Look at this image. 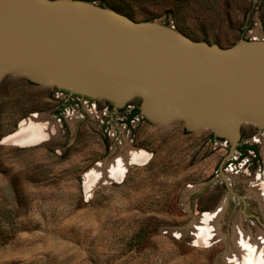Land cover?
<instances>
[{"label": "rangeland", "instance_id": "1", "mask_svg": "<svg viewBox=\"0 0 264 264\" xmlns=\"http://www.w3.org/2000/svg\"><path fill=\"white\" fill-rule=\"evenodd\" d=\"M81 1L237 42L264 40V0ZM29 121L53 132L52 140L13 141ZM230 146L112 119L6 106L0 264H229L237 223L264 239V204L255 193L264 190V150L258 158L236 151L226 161ZM130 151L145 158L127 163L121 176L108 171ZM222 204L212 231L223 240L209 241L195 224Z\"/></svg>", "mask_w": 264, "mask_h": 264}, {"label": "water", "instance_id": "2", "mask_svg": "<svg viewBox=\"0 0 264 264\" xmlns=\"http://www.w3.org/2000/svg\"><path fill=\"white\" fill-rule=\"evenodd\" d=\"M6 106L230 143L227 161L242 142L264 150V40L88 1L0 0V112Z\"/></svg>", "mask_w": 264, "mask_h": 264}, {"label": "bare ground", "instance_id": "3", "mask_svg": "<svg viewBox=\"0 0 264 264\" xmlns=\"http://www.w3.org/2000/svg\"><path fill=\"white\" fill-rule=\"evenodd\" d=\"M38 121V120H37ZM37 121H29L27 126L24 128L25 130L16 134L13 141L17 142H35V141H45L50 140L53 136L51 131H47L46 128H42L41 124ZM55 135V134H54ZM52 140V139H51ZM127 158H119L117 157L114 163L111 164V167L108 168V171L113 172L114 175H120L127 168V163L131 161H138L141 158H145V154L139 151H133V153L128 152ZM124 159V160H123ZM95 171V170H94ZM115 171V172H114ZM101 176V175H100ZM119 176V177H120ZM96 180V176L89 173L87 176V181L89 185L92 184ZM256 195L263 201L264 204V190L258 189ZM225 204H222L220 209L213 213V217H209V215H202L198 218L195 224V230L198 232L200 236H203L204 233L209 235V241L212 239H222L223 237H218L215 232L212 231V227H215L214 217H219L222 215V212L225 211ZM212 215V214H211ZM195 223V222H194ZM200 225H199V224ZM191 226V225H190ZM209 228V232H208ZM216 229V227H215ZM191 230V229H190ZM235 247L237 250H231L230 253L226 256V262L229 264H264V239H254L252 236H249L246 231L243 230V227L240 223L236 224L235 227ZM218 237V238H217ZM223 240V239H222ZM259 240L261 242H259ZM225 241V240H224Z\"/></svg>", "mask_w": 264, "mask_h": 264}, {"label": "flooded vegetation", "instance_id": "4", "mask_svg": "<svg viewBox=\"0 0 264 264\" xmlns=\"http://www.w3.org/2000/svg\"><path fill=\"white\" fill-rule=\"evenodd\" d=\"M111 105V104H110ZM112 106V105H111ZM133 111V109H132ZM132 111L130 112L129 114V117H128V121L131 122L133 119L131 118V113ZM139 115V114H138ZM248 144V143H244L242 142L241 145H239L238 149H237V152L239 153V158H245L247 157L250 153H253L255 155L256 158L260 157L261 154H260V151L257 147V149H251V148H245V145ZM238 192V191H237ZM246 199V198H245Z\"/></svg>", "mask_w": 264, "mask_h": 264}, {"label": "trees", "instance_id": "5", "mask_svg": "<svg viewBox=\"0 0 264 264\" xmlns=\"http://www.w3.org/2000/svg\"><path fill=\"white\" fill-rule=\"evenodd\" d=\"M138 114H140V108L136 107L133 109L132 113H131V118L133 119L135 116H137ZM245 148H251V149H257L256 146L254 145H250V144H246Z\"/></svg>", "mask_w": 264, "mask_h": 264}]
</instances>
